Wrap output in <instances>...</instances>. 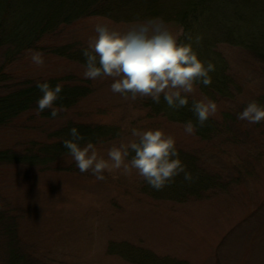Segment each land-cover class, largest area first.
Masks as SVG:
<instances>
[{"label": "rangeland", "instance_id": "rangeland-1", "mask_svg": "<svg viewBox=\"0 0 264 264\" xmlns=\"http://www.w3.org/2000/svg\"><path fill=\"white\" fill-rule=\"evenodd\" d=\"M244 1L251 3L243 33H262L264 0ZM97 23L121 32L133 24L99 17L72 25L33 50L43 54L44 64L39 67L31 63V52L8 65L5 52L0 53V68L6 65L0 95L52 78L90 86V95L62 117L43 118L33 110L0 130V150L30 151L51 131L73 121L90 128L119 129L116 138L95 145L107 159L109 148L138 142L131 129H159L175 139L180 157L192 159L196 170L218 184L199 196L174 201L168 194L147 191L143 177L130 166L128 171L106 170L102 181L90 172L81 173L72 157L46 172L0 168V212L13 207L20 223L17 243L26 260L31 264H132L109 251L111 245L128 244L166 264H264V121L248 124L237 118L252 101L264 105V61L245 48L216 47L215 53L226 63L230 93L222 99L202 93L195 84L188 94L190 100L207 98L217 104V112L209 118L220 133L202 140L195 131L187 134L185 125L151 111L150 97L124 99L111 91L112 77L84 79L83 66L57 54L60 48L86 49ZM165 23L179 42L183 29ZM5 257L0 240V259Z\"/></svg>", "mask_w": 264, "mask_h": 264}, {"label": "trees", "instance_id": "trees-1", "mask_svg": "<svg viewBox=\"0 0 264 264\" xmlns=\"http://www.w3.org/2000/svg\"><path fill=\"white\" fill-rule=\"evenodd\" d=\"M250 3L244 0H0V53L4 51L8 60L6 65L11 64L17 58L36 50L46 38L86 19L101 17L130 24L161 18L164 22L179 25L183 29V37L179 42L191 43L199 59L204 62L211 61L215 65L216 70L210 73L212 83L208 86L197 83L199 90L204 94L225 99L229 96L230 89L224 75L225 60L215 53L217 46L245 48L264 61V26L262 30L260 29L262 33L249 36L243 33L246 30L243 25L247 24L245 12L250 10L247 6ZM261 11L263 13H260V21L264 23V9ZM197 37L200 38L199 43L196 42ZM83 51H67L64 48L56 50L61 57L84 67ZM6 65L0 68V83L6 76L4 72ZM44 82L52 87L60 84L62 88L59 99L54 105L58 118L62 117V113L76 108L90 95V86L71 84L56 78L38 81L0 95V130L37 109L36 101L42 94L36 84ZM188 100V106L179 110L169 108L163 96L159 104L150 100L148 106L156 115L162 116L171 123L185 125L188 121H192L196 136L202 140L209 138L210 135L219 134V127L210 118L204 126L197 123L196 117L190 110L193 100ZM40 115L43 118H53L48 109ZM88 125L69 121L59 129L51 131L45 141L38 143L36 148L27 152L1 149L0 168H31L41 169L42 172L57 168L63 159L71 157L68 150L63 147V141L71 139L69 130L73 127L77 128L84 137L80 142L81 146L87 142L96 145L105 139L120 135L119 129L116 128H90ZM131 155L134 153L130 154L128 159H131ZM180 158L187 171L193 176L191 181H185L181 174L159 191L145 183L146 190L156 191L162 195L168 194L169 198H172L170 200L176 201L189 195L199 196L209 187H216L218 181L205 178L201 171L196 170L192 159ZM9 209L8 212V207L4 212H0V240L6 250V257L3 259L5 262L1 264H31L22 254V246L19 247L20 244L17 243L20 239V223L14 217L13 207ZM142 250L144 249L137 250L128 244L111 245L109 249L111 253L120 255L132 264H166L156 260L152 253ZM3 260L0 259V262Z\"/></svg>", "mask_w": 264, "mask_h": 264}, {"label": "clouds", "instance_id": "clouds-1", "mask_svg": "<svg viewBox=\"0 0 264 264\" xmlns=\"http://www.w3.org/2000/svg\"><path fill=\"white\" fill-rule=\"evenodd\" d=\"M94 31L96 35L89 39L83 51V77L87 80L112 77L111 91L124 99L129 96L132 100L138 96L150 97L159 104L163 95L169 108L179 110L188 106V94L194 91L195 84L208 86L212 83L210 73L216 70L215 65L199 59L191 43L178 42L161 18L134 22L124 32L107 23H97ZM199 40L197 37L196 42L199 43ZM30 61L37 67L42 66L43 54L31 51ZM36 87L42 94L36 101L37 113L48 109L50 115L56 117L58 112L54 105L62 92L60 84L52 87L44 82L37 83ZM190 110L197 123L204 126L209 117L217 112V104L205 98L193 101ZM237 118L248 124H258L264 121V105L252 101ZM184 130L189 135L194 133L192 121L185 124ZM131 134L138 137V142L109 148L107 159L97 152L92 142L81 146L84 137L75 127L69 130L71 139L64 140L63 147L81 173L90 172L98 181L104 180L106 170L123 167L124 171H128L129 166L157 191L181 174L185 181L193 179L175 148L173 137L159 129L141 131L133 128ZM132 153L134 155L125 163Z\"/></svg>", "mask_w": 264, "mask_h": 264}]
</instances>
